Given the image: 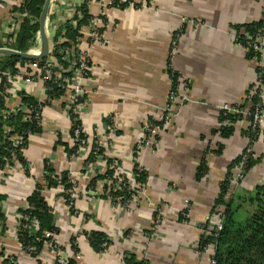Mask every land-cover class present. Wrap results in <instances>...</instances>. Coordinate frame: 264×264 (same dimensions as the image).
Returning a JSON list of instances; mask_svg holds the SVG:
<instances>
[{
	"label": "crops",
	"instance_id": "obj_1",
	"mask_svg": "<svg viewBox=\"0 0 264 264\" xmlns=\"http://www.w3.org/2000/svg\"><path fill=\"white\" fill-rule=\"evenodd\" d=\"M84 1H51L46 21L51 46L58 28L80 14ZM110 1L87 4L90 15L103 17L100 28H105L104 43L83 39L79 45L92 62L91 76L84 86L87 98L79 111L86 144L73 156L64 146L56 145L60 134L73 147L72 121L63 100H53L43 109V132L31 136L23 152L32 176L26 174L21 163L0 174V195L6 196L2 205L5 220H0V264L9 257H16L18 264H37L17 240V215L35 190L45 162L59 175L70 172L85 193L76 201L77 213L73 214L59 188L44 192L56 217L57 242L67 259L73 258L71 239L76 235L78 264H125L126 253L140 258L141 236L152 229L154 212L160 208L163 223L148 243L149 264H212L210 250L198 249L203 229L230 165L249 143L241 128L236 127L229 138L216 132L220 128V111L225 104L236 105L244 100L256 81L258 67L237 42L234 26L262 20L264 4L261 0H152L147 8L121 9L110 7ZM23 2L0 0L2 44L19 29L24 15L12 10ZM184 26L185 34L171 58L173 36ZM32 49L40 52L39 33ZM170 61L173 70L189 83L188 99L162 134L158 150L143 149L137 156L138 163L149 173L147 193L135 204L124 207L100 197L91 185L96 176L105 174L110 157L120 161L126 175L135 177L134 150L142 138V127L162 111L170 93ZM15 86L19 94H29L39 101L46 99L42 81L27 84L18 79ZM262 98L264 102V87ZM110 117L120 135H109V124L104 120ZM96 135L101 136L106 159L100 157L94 164H86ZM254 153L256 158L264 157V142L254 145ZM204 155L209 172L198 180L196 172ZM263 183L264 158L244 181L232 188V196H246ZM186 200L192 208L187 220L181 221ZM93 231L112 240L105 251L97 252L89 244L84 232ZM129 231L136 232V240L127 238ZM40 260L42 264H55L54 254L47 246Z\"/></svg>",
	"mask_w": 264,
	"mask_h": 264
},
{
	"label": "trees",
	"instance_id": "obj_2",
	"mask_svg": "<svg viewBox=\"0 0 264 264\" xmlns=\"http://www.w3.org/2000/svg\"><path fill=\"white\" fill-rule=\"evenodd\" d=\"M152 0H146L148 4H151ZM45 4V0H24V2L19 7H14L12 13L22 14L24 18L20 20V27L15 32V34H9L7 36L8 40L6 43L2 44L0 42V47H8L20 52H28L34 45L37 34L40 31L39 18ZM141 5L137 4L135 7L140 8ZM113 7H118L124 9L128 7V4L119 5L117 0ZM80 14L76 15L74 19H71L60 26L55 34L54 38V51H53V61L56 66L53 65L52 69L59 71L61 74L60 79L52 78L45 82L48 86L46 95L52 101L59 99L63 94L64 90L61 87L64 80L73 79L77 73L78 69V51H79V39L83 38L81 32L83 27H87L93 20V16L90 15L87 3H84L79 8ZM76 23L74 24V22ZM106 21V20H105ZM105 28H99V32L104 33ZM264 29V18L260 21H255L251 23H246L243 25L234 26L236 32L237 42L245 47V39L242 36V32H247L248 36L263 31ZM259 54L252 49L246 52V57L250 60L258 58ZM36 60H25L17 57H8L0 55V77L3 78L4 74L10 72L15 74L18 71L17 65H24L28 62H34ZM46 59L41 60V64L45 63ZM89 67H92V62L89 63ZM257 73L261 74L260 86L257 89L256 95L252 97L253 105L263 103V86H264V68H257ZM91 76V72H89ZM168 75L171 80V87L175 88L176 81L180 77V74L175 72L171 66L170 62L168 65ZM21 99V107L17 112H9L7 108V98L0 95V169H4L7 163V159L11 156L12 150H15L17 155V160L19 163L24 165L26 169V174L30 176V170L27 162L24 158L23 151L18 147L12 145L11 139L16 136H22L24 138V147L27 148L29 144V138L33 135H38L43 132V128L40 127L35 121H30L27 118V110L38 109L39 100L30 96L26 93L19 94ZM86 95L78 97L73 107L68 110V115L72 121V127L70 130V135L72 138L75 136L76 129L83 130V123L79 115L75 114L73 108L75 105H83L86 100ZM248 100L244 99L240 104L233 105L236 110L246 107ZM51 104V102L45 103L46 105ZM41 105V104H40ZM66 104H63L65 108ZM242 115L234 112L221 111L219 116L220 128L218 133L221 134L222 138H229L234 134L235 126L233 125H223L224 122L228 121L230 123H235L241 120ZM153 118H149L148 121H152ZM105 124L111 123V119L106 118L104 120ZM162 127L165 126L164 123H159ZM113 123H111L112 125ZM167 127V126H166ZM165 127V128H166ZM9 129L10 131H7ZM115 133L120 135V131L116 130ZM242 134L248 138L249 143L246 149H252L254 143L258 140L255 132L251 129L242 131ZM80 140L87 142V136L84 131H81ZM56 145H62L65 147L69 156L77 155L79 152V147L82 143L75 144L70 147L68 143L62 140L61 135H58V141ZM98 149V151H97ZM221 149L217 152L220 153ZM243 154L249 156L247 160L246 167L244 169L245 175H247L252 168H254L258 163H260L264 157H255L253 152L247 153L246 150L237 157L230 165L228 174L226 178L220 184V192L215 201V206L213 211L219 206L223 207L224 210V225L222 231L219 235H203L200 240L199 248L203 251L206 247L214 249V261L215 264H264V183L257 185L254 192L247 194L246 196H232L229 200H226V195L230 190V178L232 176L233 169L236 168L237 164L241 162ZM135 156L137 154L135 153ZM100 157L105 158V148L99 147L98 145L92 146V151L90 152L86 164L94 163ZM114 159L108 158L107 165L108 168L103 175H98L93 179L91 188L96 189L99 181L110 177L113 174V170L110 168ZM14 166L15 163L10 164ZM142 167L136 162L134 168L135 180L138 183L146 184L149 180V173L145 169L140 171ZM45 171L47 174L36 183L35 190L28 198V203L30 208L20 209L19 213L23 215H28L30 220L36 219L38 221V228L32 229L31 231H23L19 233V241L23 245L25 251L29 253L32 257L37 260V264H42L40 260L41 253L45 247V244L49 239L45 238V232H58L56 226V217L53 213L52 208L46 201L43 193L46 190L56 189L59 186L64 187V192L62 193L65 200L70 201L69 190L72 188V183L69 181L68 172H63L60 175L57 174L52 166L45 162ZM209 172L207 164V156L204 155L198 165L196 177L198 180L203 179ZM111 198L114 200L118 197H123L122 201H129L131 199V194L128 191H114L110 192ZM103 198L107 199L108 196L104 195ZM6 200V196L0 195V220H5V215L3 214L2 205ZM115 202V201H114ZM244 202H250L255 205V210L252 215L245 222H238L235 219V215L240 208L241 204ZM117 203V202H115ZM73 210V209H72ZM212 211V212H213ZM154 215H158L155 213ZM180 220L185 221L186 213L182 212L180 214ZM208 230V229H207ZM131 232H127L128 236ZM87 237L91 247L97 252L105 251L112 240L108 235L102 232H84ZM76 237L72 238L71 246L73 252L79 253V247L74 243ZM34 247V250H30L29 247ZM62 250V248H61ZM12 257L6 258L4 264H10ZM125 264H149L148 260H142L138 258L135 253H126L124 256ZM67 264H78L75 258L68 259Z\"/></svg>",
	"mask_w": 264,
	"mask_h": 264
},
{
	"label": "built area",
	"instance_id": "obj_3",
	"mask_svg": "<svg viewBox=\"0 0 264 264\" xmlns=\"http://www.w3.org/2000/svg\"><path fill=\"white\" fill-rule=\"evenodd\" d=\"M88 1L97 2L98 0H86L84 1V3L88 4ZM115 1L116 0H111L109 2V6L113 7ZM117 2L119 5L128 4V6H133V7L139 4L141 5L140 8H147V7H150L151 5V4H148L146 0H117ZM261 2L264 4V0H261ZM263 14H264V8H263ZM102 19H103L102 16L96 17V18L93 17V20L90 23V25L82 28L81 32L83 34V38L79 39V43H81L83 39L89 40V42L91 43H99V44L104 43V33L99 32ZM75 23L76 21L74 22V24ZM184 34H185V26L181 27L180 30H178L174 34L173 43L171 47V56H170L171 58H172V54L177 51L178 42L181 40V37ZM242 34H243L242 36H244V39L246 41L245 47L243 46L244 49L246 51H248L249 49H252L255 52H257L259 54L258 55L259 57L254 58L253 61L257 62V65H258L257 68H264V29L263 31H259L253 34L252 36H248L247 32L245 31H243ZM54 46H55V43L53 42L50 48V54L47 58H45L46 59L45 63L41 64L40 63L41 60H36L34 62L25 63L24 65L22 64L17 65L18 71L15 74H11L10 72H7L6 74H4V81H3V78L0 77V95L7 98V108L10 113L17 112V110H19L21 107V99H20L19 93L16 90L17 87L15 86L16 81L18 79L20 80L22 79V81H24L27 84H35L37 81H42L44 83V90L46 93V91L48 90V86L45 85V82H47L48 80H51L53 77L56 78L57 80L61 78L60 72L57 70L54 71L52 69L53 65L54 66L57 65L53 62L55 61V59L53 58ZM0 48H8V47L4 46ZM28 52L38 54L39 50L32 49ZM90 62L91 60L89 56L85 52H82V50H80L79 48L78 61H77V64H78L77 73L73 79H66L64 80L63 84H61V87L64 90V94L60 98L63 100V104L64 103L66 104L64 110L66 111L67 114H68V110L71 109V107H73L72 104H75L77 102L78 97L83 96L85 94V88H86V87L84 88L85 82L90 78L89 72H91V67H89ZM170 66L172 68L171 61H170ZM260 78H261V74L257 73L256 81L248 88L245 94L244 99L248 100L246 107L239 109V110H236L233 107V105L225 104L221 107V111L234 112V113H238L242 115L243 118L241 120L235 123H230L226 121L224 122L223 125L225 126L233 125L235 126V128L236 127L241 128L242 131L251 129L253 132L256 133L258 137V140L254 143V145L257 142H264V107L262 106V104L253 105L252 103V97L256 95L257 89L260 86V82H261ZM188 91H189V83L186 78L180 75V77L176 81L175 88H173V86L171 87L167 102L164 108L162 109V111L157 116L153 117L152 121H147L143 125L142 138L140 139L138 144L135 146V150H134L137 156L143 149L148 148L154 152L158 150L160 146V140L162 138V134L164 133L165 130H167L172 118L177 113V110L180 108L183 102L188 99ZM47 102H52V100L48 98V96L46 95L45 100L39 101L41 105L39 104L38 109L27 110L28 120L35 121L42 128H44L45 126L43 109L45 107V103ZM81 107L82 105H78V104L75 105V107L73 108L75 114L79 115V111ZM109 119H111V123H113L112 119L114 118L110 117ZM157 122L164 123L165 126L162 127ZM111 123L108 126L109 135L115 134V125L114 123L111 125ZM96 130L97 132L99 131V129H96ZM7 131H10V130L7 129ZM81 131H83L81 128L76 129L74 138H72V136L70 135L73 146L80 142L82 143L81 146H83L84 143L86 144V141L80 140ZM100 137L101 136L96 135V139L94 140L92 146L98 145L99 147L101 146L105 148V146L102 143V139H100ZM11 142L14 147H17V148L19 147L21 151L23 152L26 149L24 147V138L22 136L13 137L11 139ZM254 145L252 149H245L247 153L249 152L254 153ZM91 151H92V148L90 152ZM10 155L11 156L7 159L5 168L0 169V174H4L6 172L8 173L10 169L20 164L19 161L17 160V155H16L15 150H12ZM137 156L135 158V162L138 163ZM248 158L249 156L247 154H243L241 162H239L236 168L233 169L232 176L230 178V190L225 197L226 200H229L231 198L232 188L238 186V184H240L242 181L246 179L247 175H245L244 169L246 167ZM112 159H114V162L110 166V168L113 170L112 176L106 177L105 179L99 181L96 189H94L93 191H95V193L99 195L100 197L107 195L108 196L107 199L111 200L112 202L115 201L117 202V204H121L124 207H128L131 204H135V202L138 201L140 196L146 195L148 183L146 184L138 183L135 180V177H129L128 175L124 173L123 167L119 160L115 159L114 157ZM11 162L15 163V165L11 166L10 165ZM94 163H90V165ZM140 166L142 167L140 171H143V169L145 170V168L141 164ZM44 168H45V165L41 172V178L36 179V183L38 182V180L40 181L44 177L45 174H47ZM107 168H108V165H107ZM29 170H30V176H32L31 169L29 168ZM68 177H69V181L72 183V188L69 190V194H70L69 200L70 201L69 202L67 200L65 201H66V205L70 213L76 214L77 213L76 206H75L76 201L78 200L80 196H82L85 193L80 191L78 185L72 179L70 172H68ZM58 188L60 191L64 192V187L62 185L59 186ZM112 190L122 191V192H124V190L128 191L132 195L131 199L129 201L123 202L122 201L123 197H118L113 200L110 196V192ZM27 208H30L28 199H27L26 205L21 209H27ZM191 208H192V203L189 200H186L185 208H184V212L186 213V218L188 217V214ZM155 213H158V215H154L152 229L148 233L146 234L144 233L143 236H141L140 258L142 260H147L146 250H147L148 243L155 236H157L159 228L161 227L163 223V218H162L160 208H156V211L154 212V214ZM17 220H18V226L16 230V237H17V240L22 250L26 252L23 245L19 241V233L21 232V228L23 231H26V230L31 231L32 229H37L38 221L36 219L30 220L28 215H23L21 213H18ZM223 225H224V210H223V207L219 206L208 216L206 220V227L203 229L204 235L206 236L207 235L208 236L209 235L210 236L219 235V233L223 229ZM44 235L46 239H49V241L45 244V246H47V248H49L51 252L54 254L55 264H67L68 259L64 255H62L63 252L61 250L60 244L57 242L56 233L55 232H45ZM73 237H76V240L74 243L79 247V244H78L79 235H76ZM127 238L131 240H136V232L135 233L131 232L127 236ZM29 249L34 250V247L30 246ZM198 249L200 250L199 247ZM208 250H210V252L212 253V256H211L212 264H215L214 249L206 247L203 251H208ZM72 255H73V258H76L78 257L79 253L73 252ZM10 264H18L17 258L12 257Z\"/></svg>",
	"mask_w": 264,
	"mask_h": 264
},
{
	"label": "water",
	"instance_id": "obj_4",
	"mask_svg": "<svg viewBox=\"0 0 264 264\" xmlns=\"http://www.w3.org/2000/svg\"><path fill=\"white\" fill-rule=\"evenodd\" d=\"M52 0H45V4L43 6L40 18V38H41V49L38 54L32 52H20L10 48H0V55L8 56V57H17L25 60H42L49 56L50 54V39L46 32V21L48 18L49 8Z\"/></svg>",
	"mask_w": 264,
	"mask_h": 264
},
{
	"label": "rangeland",
	"instance_id": "obj_5",
	"mask_svg": "<svg viewBox=\"0 0 264 264\" xmlns=\"http://www.w3.org/2000/svg\"><path fill=\"white\" fill-rule=\"evenodd\" d=\"M254 206L255 205H253L250 202L242 203L235 215L236 221L245 222L247 218L250 216V214L253 212V210L255 209Z\"/></svg>",
	"mask_w": 264,
	"mask_h": 264
}]
</instances>
